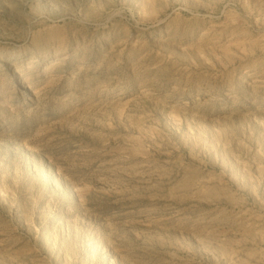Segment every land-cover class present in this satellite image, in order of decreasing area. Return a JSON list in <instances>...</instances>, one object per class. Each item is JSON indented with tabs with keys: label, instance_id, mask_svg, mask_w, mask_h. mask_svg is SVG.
<instances>
[{
	"label": "rangeland",
	"instance_id": "1",
	"mask_svg": "<svg viewBox=\"0 0 264 264\" xmlns=\"http://www.w3.org/2000/svg\"><path fill=\"white\" fill-rule=\"evenodd\" d=\"M0 264H264V0H0Z\"/></svg>",
	"mask_w": 264,
	"mask_h": 264
},
{
	"label": "bare ground",
	"instance_id": "2",
	"mask_svg": "<svg viewBox=\"0 0 264 264\" xmlns=\"http://www.w3.org/2000/svg\"><path fill=\"white\" fill-rule=\"evenodd\" d=\"M21 85H24V84L21 83Z\"/></svg>",
	"mask_w": 264,
	"mask_h": 264
}]
</instances>
